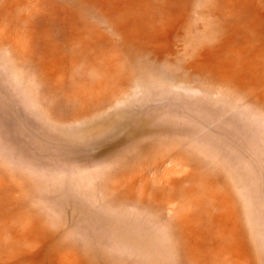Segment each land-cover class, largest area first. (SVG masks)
Masks as SVG:
<instances>
[{
    "label": "rangeland",
    "instance_id": "374dc122",
    "mask_svg": "<svg viewBox=\"0 0 264 264\" xmlns=\"http://www.w3.org/2000/svg\"><path fill=\"white\" fill-rule=\"evenodd\" d=\"M0 264H264V0H0Z\"/></svg>",
    "mask_w": 264,
    "mask_h": 264
}]
</instances>
